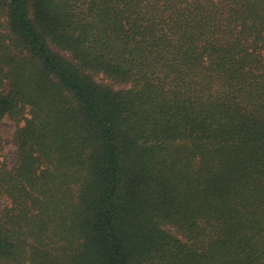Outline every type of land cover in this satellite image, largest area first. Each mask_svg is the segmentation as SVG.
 <instances>
[{
    "label": "trees",
    "instance_id": "obj_1",
    "mask_svg": "<svg viewBox=\"0 0 264 264\" xmlns=\"http://www.w3.org/2000/svg\"><path fill=\"white\" fill-rule=\"evenodd\" d=\"M0 264H264V0H0Z\"/></svg>",
    "mask_w": 264,
    "mask_h": 264
},
{
    "label": "rangeland",
    "instance_id": "obj_2",
    "mask_svg": "<svg viewBox=\"0 0 264 264\" xmlns=\"http://www.w3.org/2000/svg\"><path fill=\"white\" fill-rule=\"evenodd\" d=\"M18 124L17 121L8 117H4L0 122V139L3 146L2 152L8 156L10 162L15 159L17 152L14 134Z\"/></svg>",
    "mask_w": 264,
    "mask_h": 264
}]
</instances>
